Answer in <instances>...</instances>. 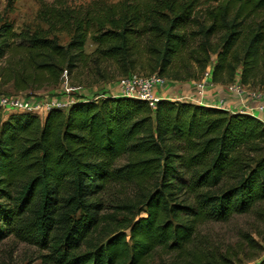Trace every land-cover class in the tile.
I'll list each match as a JSON object with an SVG mask.
<instances>
[{
  "label": "trees",
  "instance_id": "trees-1",
  "mask_svg": "<svg viewBox=\"0 0 264 264\" xmlns=\"http://www.w3.org/2000/svg\"><path fill=\"white\" fill-rule=\"evenodd\" d=\"M38 18L46 29L16 32L0 15V83L15 93L56 87L78 67L104 78L103 65L176 80L173 67L188 62L199 76L185 81H199L211 56L213 84L264 93V0H41ZM98 95L1 123L0 244L35 246L47 264H144L158 248L179 264H230L189 245L199 224L264 202V123L190 102L159 99L152 109ZM111 185L135 191L119 221L101 215Z\"/></svg>",
  "mask_w": 264,
  "mask_h": 264
},
{
  "label": "rangeland",
  "instance_id": "rangeland-1",
  "mask_svg": "<svg viewBox=\"0 0 264 264\" xmlns=\"http://www.w3.org/2000/svg\"><path fill=\"white\" fill-rule=\"evenodd\" d=\"M40 1L0 0V15L13 25L16 32L44 30L46 25L38 18ZM44 1L51 3L54 0ZM62 1L69 7L78 8L98 0ZM103 1L115 3L120 0ZM66 42L67 38L65 35H61L60 44L64 45ZM94 48L95 46L88 38L85 52L89 54ZM214 63L215 56H211L205 71H210ZM182 65H184V62L176 63V66L170 72L178 75L176 80L171 78L172 75H168L163 77L165 82L171 80L185 82L186 75L198 78L199 74L195 66H189L187 62L185 65L188 66V69H185ZM101 71L104 78L89 68L78 67L68 77L64 76L62 82L56 87H46L25 93H15L11 83L7 85L0 83V97L44 98L57 96L63 92L67 93L70 100L78 98L90 99L96 97L98 93L110 92L112 88L118 85L119 80L125 76L118 74L112 65H103ZM134 74L148 75L147 72L138 70ZM200 77L198 80L202 79L203 75ZM12 113L16 112L0 107V125ZM39 118L42 119V115H39ZM123 163L124 159L119 161L118 165ZM134 196L135 191L132 186L111 185L100 195V200L104 205L101 215L110 216V220H121L122 216L125 215V211H120L119 207L134 201ZM116 221L114 223L117 225ZM189 246L191 249H199L205 255L219 261L226 256L230 260V264L260 263V261L264 260V202L255 205L246 214L232 215L225 221H206L199 224L193 237V242ZM43 255H46L45 251H41L35 246L18 242L12 237L0 244V264H47L44 262ZM144 264H179V259L176 253L158 248L145 260Z\"/></svg>",
  "mask_w": 264,
  "mask_h": 264
},
{
  "label": "built area",
  "instance_id": "built-area-1",
  "mask_svg": "<svg viewBox=\"0 0 264 264\" xmlns=\"http://www.w3.org/2000/svg\"><path fill=\"white\" fill-rule=\"evenodd\" d=\"M165 84V79L153 74L150 76H142L131 74L123 77L118 82V92L121 97L132 98L136 100L145 101L150 108H154L156 102L160 99L158 96L159 89H162ZM197 94L194 102L196 105L205 107H214L228 112L231 111L223 102L208 105L203 95L205 86L214 85L210 79L209 71H206L199 81L194 83ZM229 90L240 92L241 88L237 83L227 86ZM95 99L97 97H94ZM247 99L249 101H262L255 106L242 104L235 112L255 116L258 113L264 112V93L256 91H248ZM74 100H70L67 93L63 96L44 97V98H28V97H0V107L9 109V111L16 113H31V114H46L51 109H67ZM189 101V100H188ZM256 118V117H255ZM259 120V119H258ZM262 122V121H261Z\"/></svg>",
  "mask_w": 264,
  "mask_h": 264
},
{
  "label": "crops",
  "instance_id": "crops-1",
  "mask_svg": "<svg viewBox=\"0 0 264 264\" xmlns=\"http://www.w3.org/2000/svg\"><path fill=\"white\" fill-rule=\"evenodd\" d=\"M195 82L196 81L193 80L185 82L166 81L164 87L162 89H159L158 96L160 99L190 102L192 104H196L194 102L197 94L194 85ZM247 92L248 90H246L245 88L238 92L229 90L227 86L214 84L205 86L203 95L205 96L204 99L208 102V105L213 106L216 103L223 102L225 105H227L228 108L231 109V111L235 112L242 104L255 106L256 104L262 102L260 100H257L255 102L249 101L247 99ZM103 93L104 92L98 93V96H103ZM105 93L106 95L120 97L118 86L112 88L110 92ZM254 117L264 123V112L258 113Z\"/></svg>",
  "mask_w": 264,
  "mask_h": 264
}]
</instances>
